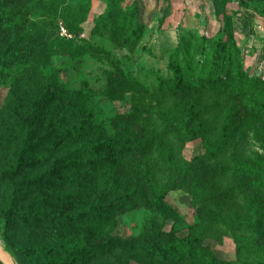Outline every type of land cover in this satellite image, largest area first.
Returning <instances> with one entry per match:
<instances>
[{"label": "rangeland", "instance_id": "obj_1", "mask_svg": "<svg viewBox=\"0 0 264 264\" xmlns=\"http://www.w3.org/2000/svg\"><path fill=\"white\" fill-rule=\"evenodd\" d=\"M174 53L190 79L226 53L264 80V0H0V243L17 264H167L128 244H91L155 229L198 238L230 264H264V249H237L234 235L251 234L224 226L264 225V194L235 172L261 153L253 132L243 157L211 154L216 136L162 137L140 156L114 146L132 99L109 97L113 74L170 76Z\"/></svg>", "mask_w": 264, "mask_h": 264}, {"label": "trees", "instance_id": "obj_2", "mask_svg": "<svg viewBox=\"0 0 264 264\" xmlns=\"http://www.w3.org/2000/svg\"><path fill=\"white\" fill-rule=\"evenodd\" d=\"M133 12L138 18L137 6ZM139 27V23L135 22L136 34L129 35L132 44L139 38ZM179 66L177 54L174 53L167 64L170 76H162L150 68L142 69L144 79L139 76L133 78L129 74L125 77L121 70L113 74L109 81V97H116L117 93H130L132 99V112L117 120L113 135L114 146H122L124 141L128 145L123 146L126 150L135 151L140 156L158 146L162 137L175 138L181 135L189 139L196 136H216L211 154L217 152L224 155L232 150V156L243 157L245 152L242 144L248 133L253 132V138L260 144L261 153L254 152L257 159L237 165L235 172L238 171L241 179H255L253 191L264 194V80L247 74L241 63L234 61L226 53L219 59L216 68L201 71L197 80L183 75ZM148 78L152 80L146 85L144 82H149ZM45 93L52 97L60 94V91L56 87L47 86ZM221 122L222 126H219ZM68 139L66 138L67 141ZM129 153L126 159L131 158ZM220 169L222 170L221 167L218 170ZM179 185L178 178L174 186L178 188ZM224 226L229 232H234V228H237L241 234L252 235L250 241L234 235L239 253L255 254L264 249V225L260 221H255L253 225L239 223L236 226ZM111 241L120 242L122 247L127 244L133 246L138 254L161 258L167 264H230L217 257L198 238H181L172 231L155 229L124 238L108 236L96 238L91 244L98 251ZM82 251L90 256L96 254L74 246H55L49 249V252H59L70 258ZM39 253L42 255L44 252ZM40 264L51 262L42 261Z\"/></svg>", "mask_w": 264, "mask_h": 264}, {"label": "water", "instance_id": "obj_3", "mask_svg": "<svg viewBox=\"0 0 264 264\" xmlns=\"http://www.w3.org/2000/svg\"><path fill=\"white\" fill-rule=\"evenodd\" d=\"M0 263L1 264H17L13 255L5 246L0 243Z\"/></svg>", "mask_w": 264, "mask_h": 264}]
</instances>
